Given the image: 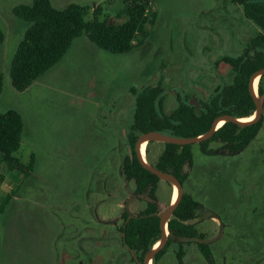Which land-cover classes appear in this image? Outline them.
Returning <instances> with one entry per match:
<instances>
[{
	"label": "rangeland",
	"instance_id": "rangeland-1",
	"mask_svg": "<svg viewBox=\"0 0 264 264\" xmlns=\"http://www.w3.org/2000/svg\"><path fill=\"white\" fill-rule=\"evenodd\" d=\"M51 1L59 9L70 3L89 6L87 19L96 6L102 8V20L126 19L127 0ZM32 2L0 0L5 33L0 69L6 74L0 111L14 108L23 115L22 143L14 155L28 169L26 174L4 158L0 209L3 199L15 193L0 211V264H139L121 231L124 208L136 214L148 200L135 194V182L122 169L128 151L117 123L128 121L126 134L130 131L135 108L131 88L163 85L166 113L177 107V94L207 99L218 86L233 82L235 73L223 58L241 54L258 26L233 0H153L148 33L132 51L100 48L80 59L69 52L60 62L59 81L48 83L57 90L40 76L18 91L10 68L30 23L14 9ZM152 145L147 143L146 153L154 165ZM210 147L216 151L205 154L199 143L192 144L184 191L204 208L190 222L212 241L216 264H264V124L240 152L217 141ZM173 188L160 180L161 212L171 204ZM194 247L188 264H208ZM177 250L172 243L157 264H179Z\"/></svg>",
	"mask_w": 264,
	"mask_h": 264
},
{
	"label": "trees",
	"instance_id": "trees-1",
	"mask_svg": "<svg viewBox=\"0 0 264 264\" xmlns=\"http://www.w3.org/2000/svg\"><path fill=\"white\" fill-rule=\"evenodd\" d=\"M239 4L244 15L258 26V31L249 39L239 55L225 56L234 73L233 82L218 86L207 99H195L177 94L178 105L170 113L165 111L167 89L161 85H149L139 90L132 87L135 108L130 131L126 134L127 155L123 158L122 169L127 180L135 182V194L148 198L146 207L132 214L127 207L121 213L124 245L133 253V260L142 264L145 255L156 245L162 235L158 188L160 178L143 166L136 153V142L141 133H161L191 137L205 134L214 120L221 114L238 118L252 116L256 102L250 90L252 74L264 68V0H233ZM153 0H127L124 8L126 19L120 23L102 20V8H93V17L87 19L91 7L70 3L65 8L55 7L51 0H33L31 4L15 7L14 13L28 21L29 27L12 59L10 76L12 85L18 91L29 88L40 76L58 63L68 52L73 41L86 34L99 48L112 53L132 51L147 35L148 9ZM5 33L0 27V44ZM4 87V72L0 69V95ZM259 96L264 93V75L260 79ZM264 124V115L255 124L241 127L226 121L214 135L200 146L205 154L216 151L210 147L214 141L221 142L231 152H240L258 136ZM24 118L14 108L0 111V188L6 175L2 171L4 158L14 160L19 170L28 174V169L15 157L22 143ZM152 142V141H150ZM165 147L156 164L157 168L174 173L184 184L189 173L185 166L193 164L192 144L179 145L164 143ZM148 152V148L146 150ZM34 157V156H33ZM33 168V162L28 167ZM8 194L2 201L1 210L13 197ZM204 205L190 193L183 198L174 215L168 221L169 236L166 246L153 259L157 264L168 246L177 243L179 264H184L185 246L195 243L208 264H216L212 241L207 234L190 222L198 217Z\"/></svg>",
	"mask_w": 264,
	"mask_h": 264
},
{
	"label": "water",
	"instance_id": "water-1",
	"mask_svg": "<svg viewBox=\"0 0 264 264\" xmlns=\"http://www.w3.org/2000/svg\"><path fill=\"white\" fill-rule=\"evenodd\" d=\"M263 75H264V68H261L255 71L250 78V90L254 95L256 106H257L256 111L254 113L256 114L254 119L243 120V118H238L231 114L225 113V114H221L218 117H216L211 128L209 129L207 133L199 135V136L180 137V136H174V135L161 133L158 131H148V132L141 133L139 135L137 142H136V153H137V156L140 162L143 164L144 167L149 169L152 173L156 174L160 178V180L167 181L178 187V196H177L176 201L174 202L172 201L171 204L164 211L160 213V218H161L160 224L162 228V235H161L160 240L158 241L159 245L157 247L154 246L145 255L142 264H150V262H153V259L156 256V254L166 246L167 241H168V236H169L168 221L174 215V212L176 208L178 207L179 203L181 202L184 192H185L183 183L174 173L163 171L157 168L155 165H151L148 161L144 159L142 155V151H141L142 143L144 141H147V142L160 141L163 143H175L179 145L200 143L204 140L211 138L214 135L215 131L220 127L219 122L222 120L224 121V123L226 121H232L241 127H245V126H249V125L257 123L262 118L263 113H264V93L261 96L255 93L254 81L257 76L262 77ZM185 169L186 170L188 169V165L185 166Z\"/></svg>",
	"mask_w": 264,
	"mask_h": 264
},
{
	"label": "crops",
	"instance_id": "crops-1",
	"mask_svg": "<svg viewBox=\"0 0 264 264\" xmlns=\"http://www.w3.org/2000/svg\"><path fill=\"white\" fill-rule=\"evenodd\" d=\"M100 48L93 42L90 40V38L86 35L83 34L79 37H77L73 43L72 46L70 47V49L68 50V52L66 53V55L64 56V58L68 55L69 52H72L73 55H77L74 56V58L80 59V56L84 55V57H89L90 54L93 55L95 53H99ZM64 58H62L58 63H56L53 67H51L49 70H47L43 75L42 78L45 80H48L47 83H45L47 85V87L53 88L55 90H57L59 88V86L57 85H53L55 83H57L59 80L57 79V77L60 74V70H61V64L60 63L62 60H65ZM5 78H6V74L4 72V86H5ZM50 81V83L53 84H48ZM12 83V81H11ZM4 89V87H3ZM3 92V91H2ZM6 111V110H5ZM117 125L119 126V130L118 131H124L125 136H126V131L128 128V121L125 122H118ZM152 145L150 147V152L153 150V152L156 153V159H159V156L161 155V153L164 150V147L162 145V142L160 141H152ZM159 189V188H158ZM215 217V216H214ZM197 226V225H196ZM198 227V226H197ZM192 245H194V243H191ZM191 244H188L185 246V255H184V264H188V254H189V249ZM197 248V247H194ZM198 251H196V253H198L200 250L197 248ZM195 254V252H194ZM199 254V253H198Z\"/></svg>",
	"mask_w": 264,
	"mask_h": 264
},
{
	"label": "bare ground",
	"instance_id": "bare-ground-1",
	"mask_svg": "<svg viewBox=\"0 0 264 264\" xmlns=\"http://www.w3.org/2000/svg\"><path fill=\"white\" fill-rule=\"evenodd\" d=\"M259 76H257L256 77V79H255V81H254V91H255V93H256V86H257V81H258V78ZM255 115L256 114H254V115H252V116H250V117H245V118H243V120H251V119H254L255 118ZM224 124V121L222 120V121H220L219 122V126H221V125H223ZM147 141H144L143 143H142V147H141V151H142V155H143V157H144V159L146 160V161H148V159L145 157V155H146V149H147ZM177 196H178V187L175 185V189H174V196H173V199L176 201V199H177ZM173 201V200H172ZM174 202V201H173ZM159 245V244H158ZM158 245H155V247H157Z\"/></svg>",
	"mask_w": 264,
	"mask_h": 264
},
{
	"label": "flooded vegetation",
	"instance_id": "flooded-vegetation-1",
	"mask_svg": "<svg viewBox=\"0 0 264 264\" xmlns=\"http://www.w3.org/2000/svg\"><path fill=\"white\" fill-rule=\"evenodd\" d=\"M258 78H259V77H258ZM257 86H258V85H257ZM257 86H256V89H257ZM145 157L147 158V153H146ZM174 189H175V185H174L173 192H172V200H173V201H175V200L173 199V196H174ZM158 244H159V242H158L156 245H158ZM150 264H153V263L150 262Z\"/></svg>",
	"mask_w": 264,
	"mask_h": 264
}]
</instances>
